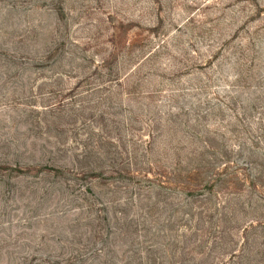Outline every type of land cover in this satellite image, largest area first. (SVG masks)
<instances>
[{
	"label": "rangeland",
	"instance_id": "1",
	"mask_svg": "<svg viewBox=\"0 0 264 264\" xmlns=\"http://www.w3.org/2000/svg\"><path fill=\"white\" fill-rule=\"evenodd\" d=\"M0 264H264V0H0Z\"/></svg>",
	"mask_w": 264,
	"mask_h": 264
}]
</instances>
